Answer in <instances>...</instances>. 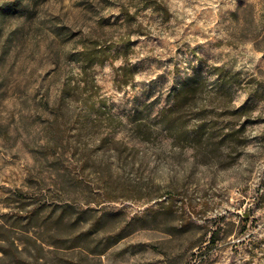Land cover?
<instances>
[{
	"label": "rangeland",
	"instance_id": "rangeland-1",
	"mask_svg": "<svg viewBox=\"0 0 264 264\" xmlns=\"http://www.w3.org/2000/svg\"><path fill=\"white\" fill-rule=\"evenodd\" d=\"M0 264H264V0H0Z\"/></svg>",
	"mask_w": 264,
	"mask_h": 264
}]
</instances>
